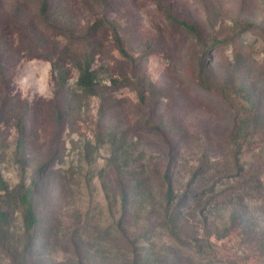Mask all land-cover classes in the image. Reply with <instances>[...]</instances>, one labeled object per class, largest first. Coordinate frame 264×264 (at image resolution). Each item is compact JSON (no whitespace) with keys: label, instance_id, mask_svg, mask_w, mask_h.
I'll list each match as a JSON object with an SVG mask.
<instances>
[{"label":"rangeland","instance_id":"1","mask_svg":"<svg viewBox=\"0 0 264 264\" xmlns=\"http://www.w3.org/2000/svg\"><path fill=\"white\" fill-rule=\"evenodd\" d=\"M107 1L127 55L115 48L107 30L87 41L97 48L98 94L66 100L60 124L53 105V64L68 72V86H73L79 77L74 52L83 47L71 45L68 35L41 20L40 0H0V62L15 108L0 122V172L10 189L27 187L47 164L49 173L38 180L34 197L40 219L36 233L45 245L35 252L39 264L81 259L84 264H264L258 243L241 231L226 233L233 208L214 202L206 208L203 203L186 206L182 234L192 247L180 246L163 227L159 176L152 173L170 168L175 193L182 195L198 188L194 172L207 159L215 171L204 186L215 183L225 163L236 168L225 144L233 124L228 104L218 91L199 86L203 62L214 82L250 92L263 115L258 135L240 158L243 173L218 188L237 186L243 200L235 208L247 214L248 227L264 230V0H162L175 17L198 28L200 40L169 24L156 0ZM51 3L50 20L74 36L100 16L94 0ZM245 24L257 29L204 56V41H225ZM3 94L0 80V101ZM18 126L24 131L22 147ZM123 141L129 155L115 160ZM143 170L154 176L151 189L134 204L129 198L127 209L138 219L120 230L118 184L137 186ZM12 219L19 235V210ZM197 238L204 242L196 247ZM199 246L202 253L196 251ZM0 264H9L1 251Z\"/></svg>","mask_w":264,"mask_h":264},{"label":"trees","instance_id":"2","mask_svg":"<svg viewBox=\"0 0 264 264\" xmlns=\"http://www.w3.org/2000/svg\"><path fill=\"white\" fill-rule=\"evenodd\" d=\"M95 4L100 9V16L90 25H88L82 34L74 36L69 33L65 28L58 24H54L50 20V9L52 7L51 0H40L39 16L46 25L54 30L66 34L69 36L71 45H81V52H74L73 65L79 72L77 82L73 86H68V72L62 68L54 65V71L52 78L54 79V99L53 105L54 110L60 124L63 121L64 115L67 113L66 107L68 101L82 99L98 94V84L96 82V73L93 69L94 58L96 49L91 45H94L89 41L100 31H109L111 33L112 40L115 48L122 54L125 53L123 43L118 32L117 27L110 20V5L107 0H94ZM157 7L165 16V19L169 24L176 26L184 32L194 36L195 38H201L199 30L194 25L179 20L173 15L168 5L162 0H156ZM257 29L254 24H245L239 29L232 30L231 36L225 41H220L217 38H212L209 41H204L203 54L208 55V52L218 50L224 44H234L240 41V37L243 33H248ZM259 31H263L260 28ZM240 43V42H239ZM208 70L206 64L200 63L199 68V86L204 90H215L219 92L221 99L228 104V116L232 119L233 124L231 129L228 131L225 144L227 146L228 157L235 163L236 168H230L229 163H225L223 171H220L215 176V183L211 186H204V180L211 171H215V167L211 164V160L207 159L205 164L203 163L195 172L194 178L199 179V186L193 193L185 192L182 195L175 193L173 186V175H171L170 168L166 169L165 172L158 170L157 165H154L156 169L152 171L156 177L159 176V189L163 198L162 202V221L163 227L168 229L172 234L173 238L180 246H184L191 249L190 241L185 238L182 234L183 222H186V206L188 207L190 202L203 203L204 207L209 206L212 202L217 205H225L226 207H232L233 211L230 216L231 225L227 228V234L232 235L233 233H241L250 241L258 243V246L264 255V230H257L256 226H249L247 221V214L242 210L236 209L235 207L240 203L243 198L237 193L238 187L232 186L228 189H219L218 185L224 179H231L232 177H240L243 173V166L240 165V158L243 156L244 148L252 139H255L258 135V127L262 122V114L260 113V107L252 99V94L245 89L234 90L229 88L226 84H219L214 82L208 76ZM0 80L3 85V97L0 101V122L4 121V115L7 116L11 112H15L13 106L14 98L11 97L10 92V79L5 66L0 62ZM68 86V88H67ZM68 95V98H67ZM141 98L144 95L141 94ZM104 103L105 98L102 97ZM102 106L104 107L103 103ZM28 105L24 111L28 112ZM19 127V138L18 144L22 147L25 144L24 134L21 126ZM58 141L57 134L53 139V143ZM55 148L53 149L54 152ZM129 152L125 147L124 141L120 143L118 153H114L115 160H121L127 157ZM46 168V169H45ZM217 169V168H216ZM46 170V171H45ZM45 171V172H44ZM236 171L237 173L233 174ZM48 168L47 164L38 170L40 175L37 179L34 178L30 184L26 187L24 184H20L15 189H10L7 182L3 178L0 172V251L3 253L9 264H39V259L35 257V252L45 248L44 243H41L38 238L37 230L39 229L40 219L37 215L36 207L34 204V197L38 190V180L47 175ZM151 174V173H150ZM145 170L141 172L143 181L139 182L137 186L131 188L123 184H118L119 194L122 199L123 215L118 228L122 230L123 225L128 223L129 220L135 219L137 221L138 215L135 211L127 209L129 204V198L131 203L134 204L139 201V198L145 197L147 192L149 193L152 185V177ZM51 176V174H50ZM48 176V177H50ZM152 176V177H151ZM132 189L134 193L132 192ZM131 191V192H130ZM135 194L138 199L135 201ZM21 213L22 216V231L19 235L13 230L12 218L16 211ZM206 220V219H205ZM209 241V235L203 239ZM198 238L195 240L196 247L204 242ZM79 246H77L76 251ZM202 253L201 246L196 250ZM177 260V259H176ZM176 262V264H179ZM78 264H84L83 260H79ZM133 264H137L136 260Z\"/></svg>","mask_w":264,"mask_h":264}]
</instances>
